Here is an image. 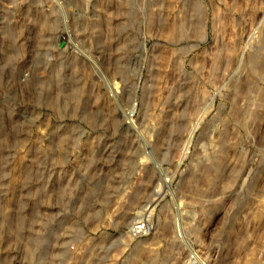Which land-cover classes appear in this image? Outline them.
<instances>
[{
	"label": "rangeland",
	"instance_id": "obj_1",
	"mask_svg": "<svg viewBox=\"0 0 264 264\" xmlns=\"http://www.w3.org/2000/svg\"><path fill=\"white\" fill-rule=\"evenodd\" d=\"M0 264H264V0H0Z\"/></svg>",
	"mask_w": 264,
	"mask_h": 264
},
{
	"label": "built area",
	"instance_id": "obj_2",
	"mask_svg": "<svg viewBox=\"0 0 264 264\" xmlns=\"http://www.w3.org/2000/svg\"><path fill=\"white\" fill-rule=\"evenodd\" d=\"M136 228H140V230L136 231L137 233H143L145 231V224L143 223H138L137 225H135Z\"/></svg>",
	"mask_w": 264,
	"mask_h": 264
},
{
	"label": "bare ground",
	"instance_id": "obj_3",
	"mask_svg": "<svg viewBox=\"0 0 264 264\" xmlns=\"http://www.w3.org/2000/svg\"><path fill=\"white\" fill-rule=\"evenodd\" d=\"M117 105H118V104H117ZM123 113H124V112H123ZM128 113H129V115H130V113L133 114V113H134V109H131V111L128 112ZM119 115H120V114H119ZM125 115H127V114H125ZM125 115H124V116H125ZM129 115H128V116H129ZM122 116H123V115H122ZM124 116H123V117H124Z\"/></svg>",
	"mask_w": 264,
	"mask_h": 264
}]
</instances>
